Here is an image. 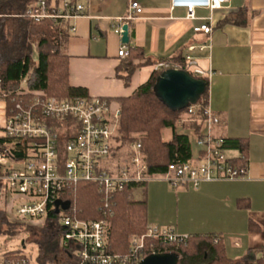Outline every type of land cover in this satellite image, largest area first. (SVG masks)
Returning <instances> with one entry per match:
<instances>
[{
	"label": "crops",
	"instance_id": "0c3cea01",
	"mask_svg": "<svg viewBox=\"0 0 264 264\" xmlns=\"http://www.w3.org/2000/svg\"><path fill=\"white\" fill-rule=\"evenodd\" d=\"M135 1L142 13L128 28L126 57L117 54L123 42L113 24L126 15L130 0H79L85 5L82 15L63 25L53 24L66 34L58 42L67 56L68 82L85 87L89 96L119 105L117 99L131 95L158 61L180 64L189 53L198 66L210 69L207 106L219 117L212 132L246 143L247 172L242 178L205 181L197 187L162 186L153 206L145 190L147 223L170 226L179 235L213 233L229 258L247 255L250 264H264V0H229L219 8L199 7L194 18L186 17L184 7L171 9V0ZM204 23L210 25L209 33L194 31ZM72 25L74 33L68 31ZM191 46L195 49L189 52ZM127 61L132 70L125 83ZM31 70L30 66L28 77ZM6 107L0 98V129ZM177 131L187 133L186 128L177 127ZM238 155L235 150L229 156ZM167 201L174 203L170 217L165 215ZM12 244L0 234V264L4 252L15 248Z\"/></svg>",
	"mask_w": 264,
	"mask_h": 264
},
{
	"label": "built area",
	"instance_id": "2783aa9c",
	"mask_svg": "<svg viewBox=\"0 0 264 264\" xmlns=\"http://www.w3.org/2000/svg\"><path fill=\"white\" fill-rule=\"evenodd\" d=\"M228 3L229 0H171L170 7H184L186 17L194 18L196 8L214 9ZM84 9L85 5L78 1L36 0L17 16L63 25L82 15ZM141 13V5L130 0L126 15L116 18L113 31L122 37L123 27L129 28ZM68 28L70 33L75 32L74 25ZM210 30V25L205 23L194 27L195 32L209 33ZM194 49L191 46L188 50ZM117 54L128 55L127 43L121 44ZM184 61L185 68L167 60L158 61L154 70L174 68L190 70L195 75L211 74L210 69L198 66L189 53L184 55ZM28 78L27 74L22 76L11 90L2 88L0 78V98L6 101L9 94L18 95L6 107L0 129V199L12 219L36 223L55 213L57 200L68 201L69 206L63 209L59 205L56 214L63 228L60 243L72 251L75 264H137L148 255L144 250L146 238L179 244L188 235L147 225L145 233L130 235L125 253H111L106 210L102 208L100 219L77 217L75 206L65 196L70 185L79 181L96 184L107 209L113 196L132 182L159 177L173 187L187 184L197 187L205 181L242 178L247 172L246 165L235 163L234 157L225 153L222 139L213 134L212 127L219 122V117L207 105L202 109L200 120L205 129L196 137L198 150H192L185 161L172 160L165 172L148 175L140 141L132 143V154L125 161L114 157L118 147L115 137L119 105L101 96L57 98L46 96L42 91L32 92L27 85ZM186 114L194 115V107L189 106ZM12 250L16 251L14 256L2 258V264H38L37 246L29 250L22 243Z\"/></svg>",
	"mask_w": 264,
	"mask_h": 264
},
{
	"label": "trees",
	"instance_id": "16d2710c",
	"mask_svg": "<svg viewBox=\"0 0 264 264\" xmlns=\"http://www.w3.org/2000/svg\"><path fill=\"white\" fill-rule=\"evenodd\" d=\"M34 0H0V78L5 90L14 89L18 80L32 66L27 85L32 92L42 91L46 96L57 98L88 97V91L82 86H72L68 82L67 56L59 49V38L63 40L62 29L53 26L49 20L34 22L17 16ZM58 1V0H56ZM77 2L79 0H71ZM35 35V36H33ZM36 41L37 57L32 58V45ZM180 65L185 68L184 58ZM128 82L131 63L125 64ZM190 75L205 81L206 88L195 103L181 110H170L155 95L153 85L161 71L153 70L150 77L141 83L131 95L118 98L119 115L117 118V139L128 142L140 141L148 175L165 172L172 160L185 161L192 155L191 141L187 133L177 131V126L192 128L196 137L201 133L202 109L208 103V76ZM18 99L11 93L6 97L7 106ZM193 106L194 115H188L187 109ZM183 114L190 122L184 123ZM164 128L171 129L168 140L162 138ZM137 135L138 138L132 137ZM222 147L238 151L233 158L237 164L245 162L246 143L242 139L222 137ZM61 152L64 154V151ZM146 181L132 182L116 193L106 209L100 198L98 187L94 183L79 181L68 187L65 196L75 206L76 216L80 218L100 219L102 208L107 212L110 222L108 251L125 253L129 236L143 234L147 228V203L145 189L143 196L136 199L133 195ZM35 225V226H34ZM20 226H26L32 239L38 246V264H75L72 251L60 243L62 226L58 215L51 212L41 223L12 219L5 206L0 207V234L14 236ZM215 239L217 242L215 243ZM145 252H173L178 255V264H250L246 255L239 259L229 258L218 235H188L183 243H168L159 239L146 238ZM16 251L4 252L3 258L14 256ZM264 262V259L261 260Z\"/></svg>",
	"mask_w": 264,
	"mask_h": 264
},
{
	"label": "water",
	"instance_id": "95a60500",
	"mask_svg": "<svg viewBox=\"0 0 264 264\" xmlns=\"http://www.w3.org/2000/svg\"><path fill=\"white\" fill-rule=\"evenodd\" d=\"M123 43H128V28L123 27L121 37ZM206 88L205 81L190 75L184 69L168 68L161 71L154 82L153 90L156 97L170 110H181L191 103H195ZM63 209L69 206V202L56 201L55 213L58 206ZM179 257L173 252L150 253L143 257L137 264H178Z\"/></svg>",
	"mask_w": 264,
	"mask_h": 264
},
{
	"label": "rangeland",
	"instance_id": "374dc122",
	"mask_svg": "<svg viewBox=\"0 0 264 264\" xmlns=\"http://www.w3.org/2000/svg\"><path fill=\"white\" fill-rule=\"evenodd\" d=\"M33 36H35V35H33ZM35 43H36V41L33 42V44H35ZM36 57H37V50H36V47L33 46L32 47V58L35 59ZM182 121L184 123H187V124L190 122V120L187 119V116L185 114H183L181 122ZM180 125H182V124H179V126H177V127H179L180 129H184V127L180 126ZM204 129H205L204 126H202L200 130H204ZM186 132H187L189 139L191 141L192 150L193 151H195L196 149L198 150V145L196 143V135L194 133V130L192 128H186ZM117 136H118V133L116 134V137H115L116 145L118 147L115 146L116 149H115V154H114L115 156L114 157L118 158L119 161H125L124 159L128 158L129 155L132 154L130 151H132L131 145L133 142H128V141H124V140L122 141L120 139L118 140ZM132 137H134L136 139L138 138L137 135H133ZM170 137H171V129L170 128H164L163 132H162V138L164 140H168ZM233 152H235V150H231V149L225 150V153L227 155H231ZM142 154H143V152H142ZM143 156H144V154H143ZM167 185L171 189L176 188V187H173L171 184H169L167 181H165L159 177H153V178L148 179L142 187H138L135 190V192L133 193V195L136 199H140L143 196V191H144L143 189H145L146 194L148 196V199L150 200V204H151V206H153L154 202H157V199L159 198V196L161 194L160 188L162 186H167ZM167 204L168 205L170 204V205H169L168 209H166L165 215L166 216L168 215V217H170L171 212L174 211V209H173L174 203H171V202L169 203V201H167ZM2 206H3V200L0 199V207H2ZM151 206H150V208L153 209L156 213L160 211L158 208H155V207L153 208ZM163 227L170 228V226H166V225H164ZM26 231H27L26 226H20L18 229V233L14 236L8 235L7 239H8V241H13V244H12V245H14L13 247H20V245L23 243L25 246L27 245L29 250H34L35 246H37V245H36V243L31 242L32 237ZM37 254H38V246H37ZM36 259H37V257H36Z\"/></svg>",
	"mask_w": 264,
	"mask_h": 264
}]
</instances>
